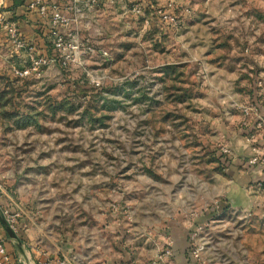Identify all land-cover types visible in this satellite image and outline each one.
Wrapping results in <instances>:
<instances>
[{
	"label": "rangeland",
	"instance_id": "obj_1",
	"mask_svg": "<svg viewBox=\"0 0 264 264\" xmlns=\"http://www.w3.org/2000/svg\"><path fill=\"white\" fill-rule=\"evenodd\" d=\"M104 9L70 29L80 63L53 29L42 35L49 52L16 50L0 29V213H30L35 251L17 263L148 264L181 222L196 264H264V148L230 142L234 128L252 139L258 121L264 138V0ZM154 9L182 25L166 29ZM36 55L57 62L16 76ZM252 158L259 170L238 162ZM240 187L237 208L226 191Z\"/></svg>",
	"mask_w": 264,
	"mask_h": 264
},
{
	"label": "built area",
	"instance_id": "obj_2",
	"mask_svg": "<svg viewBox=\"0 0 264 264\" xmlns=\"http://www.w3.org/2000/svg\"><path fill=\"white\" fill-rule=\"evenodd\" d=\"M11 1L16 0H0V29L4 31L6 37H8L10 40V44L14 46L16 50L30 49L31 51L35 52V47L29 45V43L20 36V30L17 23L5 21L3 10L9 7V3ZM84 1L87 2V8H93L98 5L107 7L115 0H73V4L66 7H62L59 2H51L50 0H30L27 3V10L29 12L38 13L42 19L46 20L45 22L48 23L50 29H53L57 32V49L59 51H69V53L72 55L66 57V60L73 58L77 63L82 62L84 49H82V47L77 44V37L71 34L68 35L67 32H69L71 27L78 22V17H85L86 11L83 7ZM132 12L135 15H142V8L139 5L134 6ZM186 13L190 14V11L186 10ZM70 15H72V17ZM153 15L155 18H157L159 24L168 30L172 28H178L180 25H182L184 20L183 15H177L173 12H167L161 9H154ZM152 22L153 21L150 19L146 21V24L150 25ZM64 33L67 35V38L70 37V39H66L62 35ZM1 35L2 34H0V37ZM87 51L92 52L94 50L89 48ZM100 54L105 58L109 56V53L105 50H100ZM56 62L57 61L54 58L36 55L31 58V67L23 71L14 69V72L15 75L20 78H28L33 73H37L42 68L55 64ZM249 162L259 166L258 158H252ZM3 217L10 231L17 235L20 231V213L5 210L3 211ZM169 247H167V249L157 257L158 259H155L148 264H172L171 259L173 257V251ZM0 264H14V260L7 249V241L4 238H0ZM48 264H64V262H61L59 259H57L53 263Z\"/></svg>",
	"mask_w": 264,
	"mask_h": 264
},
{
	"label": "crops",
	"instance_id": "obj_3",
	"mask_svg": "<svg viewBox=\"0 0 264 264\" xmlns=\"http://www.w3.org/2000/svg\"><path fill=\"white\" fill-rule=\"evenodd\" d=\"M30 0H16V1H11L9 3V6L13 3V2H17V5L15 7H11V8H6L5 10H3V14L4 15H19L22 16L21 20H20V29L23 30L24 36H25V41H27L29 44H31V46L33 45L35 47V49H37V51H46L49 52V49H47V47H45V39L42 38V35H46L47 30L50 29L49 25L47 22H45L46 20L42 19V17L40 15H38V13H33V12H29L27 10V3ZM51 2H59V4H61L62 7H66L68 5H72L73 0H50ZM83 7L85 12V16L86 15H106L107 13L105 12L104 6L98 5L95 6L93 8H87V2L84 1L83 3ZM3 15V16H4ZM72 17V15H70ZM83 18V17H82ZM81 19V17H78V20ZM80 21V20H79ZM78 21V22H79ZM72 28V27H71ZM71 30H69V32H67L68 35H70ZM30 38L32 40H30ZM261 116V115H260ZM259 122V121H258ZM254 123L252 125L249 126V128L251 130L254 129L253 131V137L252 139H248L247 137H245L244 132L245 129H243L244 131H240L243 137H240V139L235 138L237 136L238 130H236V128H234V130H232V135L234 136V139L232 141H230L231 143H235V145H239L240 149L241 147H243V151L246 153H248V151H254L251 150L250 147H255V148H260L258 149L259 151L263 150L264 148V138L262 139H258L257 138V134L256 131L258 132V128L261 126L260 122L258 123ZM258 124V125H257ZM235 132V134H234ZM261 138V137H260ZM251 140V141H250ZM257 142L255 145L254 142ZM248 142H250L248 144ZM228 144L229 146H232V144ZM251 144V145H250ZM253 147V148H254ZM248 150V151H247ZM251 152V153H252ZM257 152V151H254ZM253 152V153H254ZM249 155V153H248ZM246 159V158H245ZM243 160L240 159V161H238L240 163V165H242V168L245 169L247 168L249 161L248 160ZM244 161V162H242ZM242 162V163H241ZM257 166V168H255L254 170H259ZM241 173V172H240ZM241 176H244L243 174ZM259 179H256V182H258ZM228 192V193H227ZM227 193V201L234 207H242V202L247 200V193L245 188H238L237 190H233L230 189L228 191H226ZM245 197L244 199L242 198V200L240 201V197ZM0 210L3 209V205H2V200L0 199ZM18 212L20 213L21 217H20V231L17 234V239H13L12 236H8V233L5 229L6 225H5V220L4 217L1 215L0 213V238H4L7 241V246L10 250V252H14V254L16 255V257L19 256H23L28 258V256L30 257V251H33V253L35 252L34 249L30 250V245H34L32 243V239H30V226H31V217H30V213L27 211L25 212L24 210L19 209L16 206ZM6 209V207L4 208ZM3 209V210H4ZM8 209V208H7ZM172 226H168V228L166 230H164L163 232H161L160 236L158 237L156 246L158 247L159 250H162V247H171L172 251H173V257L171 259V263L172 264H196L195 259H194V255L193 253H191V248H190V243H189V239H188V232H189V228L181 223V222H177V223H172ZM31 241V242H30ZM9 242V243H8ZM12 242H16L17 245L15 247V249L11 248L12 246ZM167 260V259H166Z\"/></svg>",
	"mask_w": 264,
	"mask_h": 264
},
{
	"label": "trees",
	"instance_id": "obj_4",
	"mask_svg": "<svg viewBox=\"0 0 264 264\" xmlns=\"http://www.w3.org/2000/svg\"><path fill=\"white\" fill-rule=\"evenodd\" d=\"M17 5V2H13L8 8H13V7H15ZM4 17H5V21H10V22H15V23H17V25H18V27H19V30H20V36L22 37V39H24V40H26L25 39V36H24V31L23 30H21L20 29V20H21V18H22V16H19V15H4ZM1 37H2V35H1ZM30 40H32L31 38H30ZM31 45V44H30ZM33 46V45H32ZM260 183L262 182V183H264V179L263 180H260L259 181ZM5 229H6V231H7V233L9 234H11L12 232L9 230V228L8 227H5ZM7 249H8V252H9V254L12 256V258H13V260H14V264H18L17 263V257H16V255L14 254V252H10V250H9V248H8V246H7Z\"/></svg>",
	"mask_w": 264,
	"mask_h": 264
},
{
	"label": "water",
	"instance_id": "obj_5",
	"mask_svg": "<svg viewBox=\"0 0 264 264\" xmlns=\"http://www.w3.org/2000/svg\"><path fill=\"white\" fill-rule=\"evenodd\" d=\"M5 225H6V227H8L6 223H5ZM12 237L15 238V239H17V236L16 235H12Z\"/></svg>",
	"mask_w": 264,
	"mask_h": 264
}]
</instances>
